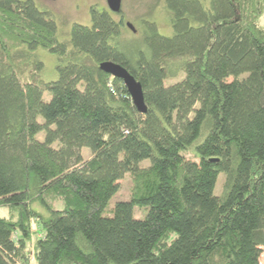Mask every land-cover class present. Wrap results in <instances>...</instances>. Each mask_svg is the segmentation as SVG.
Masks as SVG:
<instances>
[{"label":"trees","instance_id":"obj_1","mask_svg":"<svg viewBox=\"0 0 264 264\" xmlns=\"http://www.w3.org/2000/svg\"><path fill=\"white\" fill-rule=\"evenodd\" d=\"M164 5L171 36L148 22L123 45V21L92 8L68 45L32 0H0V264H260L264 0ZM20 47L56 55L57 79L33 56L23 77ZM105 61L141 84L145 113ZM125 174L130 198L104 214Z\"/></svg>","mask_w":264,"mask_h":264},{"label":"rangeland","instance_id":"obj_2","mask_svg":"<svg viewBox=\"0 0 264 264\" xmlns=\"http://www.w3.org/2000/svg\"><path fill=\"white\" fill-rule=\"evenodd\" d=\"M35 5L44 11L48 16L53 18L56 24V36L57 40L69 45L70 29L73 23H78L85 26L91 25V9L96 8L97 10H108L106 0H32ZM205 4H208L209 0H201ZM110 11V10H108ZM115 20H122V32L120 34V41L123 45L130 44V46H138L142 42L141 33L147 30L146 23L154 22L156 30L163 36H171L173 29L170 21V12L165 8L164 0H122L120 13H111ZM126 22H130L135 31L132 32L126 26ZM261 24H264V19H261ZM144 28V29H143ZM141 36V37H140ZM132 40V41H131ZM130 42V43H129ZM25 47H20L22 57L18 59V62L23 65V77L29 74L31 69H34L32 64H29L30 60L28 57L38 60L42 63V70L37 74L40 79L44 81H51L57 79L56 64L58 58L56 55L48 52L44 48H39L35 51L26 52ZM27 50V49H26ZM29 55V56H28ZM18 56H21L18 54ZM26 58V59H25ZM33 62V61H32ZM176 79H171L169 82H173ZM43 98L47 100L49 93L45 91ZM42 138V134L39 136ZM81 154L83 159H87L91 156V152L88 148H82ZM187 158L192 159L191 154H185ZM147 166L148 160H143L140 165ZM222 175L217 179L215 185V193L218 194L221 191ZM132 183L129 174H125L119 180V187L117 191L110 198L104 214L109 215L111 208L118 200H127L130 198ZM58 203V202H57ZM56 203V204H57ZM146 209L135 206L133 209V216L135 218H142L145 215ZM7 216V210L4 207H0V217ZM34 224V223H32ZM34 231H37V227L32 226ZM36 234V233H35ZM34 234L33 239L36 235ZM30 253L33 254V244H30ZM31 264H35L33 256L31 258ZM260 264H264V247H261Z\"/></svg>","mask_w":264,"mask_h":264},{"label":"water","instance_id":"obj_3","mask_svg":"<svg viewBox=\"0 0 264 264\" xmlns=\"http://www.w3.org/2000/svg\"><path fill=\"white\" fill-rule=\"evenodd\" d=\"M106 4L108 9L113 13H119L121 11L122 0H106ZM126 26L132 31H135L130 22H126ZM99 68L113 78L122 80L136 109L140 113L146 112L147 107L141 84L124 67L112 61H105L99 64Z\"/></svg>","mask_w":264,"mask_h":264},{"label":"flooded vegetation","instance_id":"obj_4","mask_svg":"<svg viewBox=\"0 0 264 264\" xmlns=\"http://www.w3.org/2000/svg\"><path fill=\"white\" fill-rule=\"evenodd\" d=\"M109 10V9H108ZM111 12V11H110ZM113 13V12H112ZM120 13V12H119Z\"/></svg>","mask_w":264,"mask_h":264}]
</instances>
